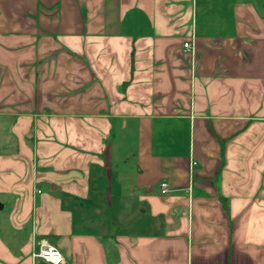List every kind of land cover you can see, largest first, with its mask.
<instances>
[{
    "label": "crops",
    "instance_id": "obj_1",
    "mask_svg": "<svg viewBox=\"0 0 264 264\" xmlns=\"http://www.w3.org/2000/svg\"><path fill=\"white\" fill-rule=\"evenodd\" d=\"M0 206V264H264V0H0Z\"/></svg>",
    "mask_w": 264,
    "mask_h": 264
},
{
    "label": "built area",
    "instance_id": "obj_2",
    "mask_svg": "<svg viewBox=\"0 0 264 264\" xmlns=\"http://www.w3.org/2000/svg\"><path fill=\"white\" fill-rule=\"evenodd\" d=\"M184 49L186 51H192V42L188 41L184 43ZM160 188L162 194L165 195L168 193V187L166 183H162L160 185ZM33 257L40 258L50 264H61L63 262V255L61 254V252L55 246H53L47 239L40 240L39 251Z\"/></svg>",
    "mask_w": 264,
    "mask_h": 264
},
{
    "label": "water",
    "instance_id": "obj_3",
    "mask_svg": "<svg viewBox=\"0 0 264 264\" xmlns=\"http://www.w3.org/2000/svg\"><path fill=\"white\" fill-rule=\"evenodd\" d=\"M0 208H2V207L0 206Z\"/></svg>",
    "mask_w": 264,
    "mask_h": 264
}]
</instances>
